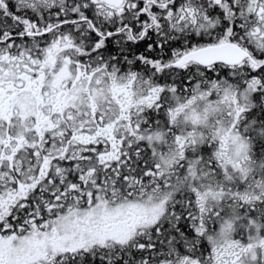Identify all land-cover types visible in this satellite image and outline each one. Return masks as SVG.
I'll list each match as a JSON object with an SVG mask.
<instances>
[{
  "label": "snow or ice",
  "instance_id": "snow-or-ice-1",
  "mask_svg": "<svg viewBox=\"0 0 264 264\" xmlns=\"http://www.w3.org/2000/svg\"><path fill=\"white\" fill-rule=\"evenodd\" d=\"M0 264H264V0H0Z\"/></svg>",
  "mask_w": 264,
  "mask_h": 264
}]
</instances>
